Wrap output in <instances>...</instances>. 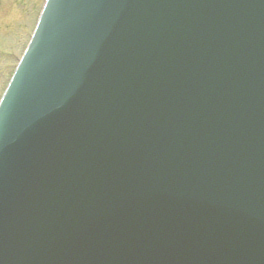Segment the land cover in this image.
Segmentation results:
<instances>
[{
  "label": "water",
  "instance_id": "1",
  "mask_svg": "<svg viewBox=\"0 0 264 264\" xmlns=\"http://www.w3.org/2000/svg\"><path fill=\"white\" fill-rule=\"evenodd\" d=\"M0 264H264V0H46L0 98Z\"/></svg>",
  "mask_w": 264,
  "mask_h": 264
},
{
  "label": "rangeland",
  "instance_id": "2",
  "mask_svg": "<svg viewBox=\"0 0 264 264\" xmlns=\"http://www.w3.org/2000/svg\"><path fill=\"white\" fill-rule=\"evenodd\" d=\"M42 0H0V95L21 55Z\"/></svg>",
  "mask_w": 264,
  "mask_h": 264
}]
</instances>
